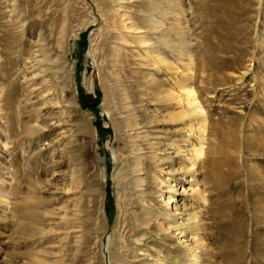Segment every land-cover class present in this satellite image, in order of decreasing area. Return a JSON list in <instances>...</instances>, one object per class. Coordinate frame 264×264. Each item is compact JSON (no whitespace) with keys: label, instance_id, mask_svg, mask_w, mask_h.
<instances>
[{"label":"rangeland","instance_id":"obj_1","mask_svg":"<svg viewBox=\"0 0 264 264\" xmlns=\"http://www.w3.org/2000/svg\"><path fill=\"white\" fill-rule=\"evenodd\" d=\"M122 2L0 0V264H185L150 222L158 194H138L147 173L135 191L126 125L149 110L187 157L203 137L215 168L206 263L264 264V0Z\"/></svg>","mask_w":264,"mask_h":264},{"label":"bare ground","instance_id":"obj_2","mask_svg":"<svg viewBox=\"0 0 264 264\" xmlns=\"http://www.w3.org/2000/svg\"><path fill=\"white\" fill-rule=\"evenodd\" d=\"M122 1L125 2L131 0ZM151 11L153 12L148 14V20L146 19L147 15L143 16L144 20L150 24L148 32L154 33L156 31V26L153 22L154 9ZM127 19H130V17H127ZM128 29L133 34H144V32L137 27L130 26ZM169 29L170 28L168 27L166 31ZM172 32L180 35L183 34L178 28H174ZM163 34L164 33H162V35ZM159 35H161V33ZM139 39L142 40L143 36ZM142 41L151 48L149 49V54H153V48H155L156 45L155 41ZM156 41L159 42L158 39H156ZM188 61L190 62V59ZM64 82L65 80H63V86ZM144 84L145 86L149 85V83ZM187 87L188 86H186V88ZM189 89H185L183 98L178 97V103L185 102L186 106H192V114H197L200 109L199 106L198 108L196 106L193 107L194 104H196V101L193 92ZM152 101L153 99H150V97L148 98L147 95H141V97L138 98V102L141 105H152V103L155 102ZM148 116V120H142L139 122L127 120L129 123L126 125L127 132L129 133L126 135L130 142L128 154L129 157L132 155L136 161L132 175L135 176L134 180L136 181L135 191L142 190L139 185L142 181L140 178L147 173V177L151 179L152 184H150V190L141 191L138 194L139 196L140 194H143L147 197H150L152 193L158 194L160 204L158 206L156 205V208L160 207L161 209V211L152 215L150 222L158 221L159 225L163 226V229L160 231L164 235V239L174 240L176 244L174 255H180L185 264H205L214 254V249L206 246L202 250H199L205 245L201 242V240H203L202 235L209 233L210 230L208 229V223L212 224V231L216 233L213 219L222 212L220 207H215V204L217 203L216 199H212V196L215 195L212 193L218 188L211 175V173H214L215 168L211 165L206 166L208 161L206 160L207 158L204 153L205 148L201 140L203 137L198 140L197 147H193L190 156L188 155L187 157L186 153L183 154V150L181 149L185 147L183 145L188 139L186 138L182 140V142H184L182 145L180 142L171 140V138L176 135H167V132L162 130V126L167 120L160 118L158 113L154 110H149ZM168 121H172V119H168ZM144 129H150V132L153 134L150 139H153V141L148 139L147 135L140 136V131ZM140 154L145 156L146 161V165L141 169L139 168ZM138 203L143 204L142 201H138ZM258 207L262 209L257 213L264 212L263 206H255V208ZM253 221L255 224H259L257 218H253ZM245 229V224L243 223L241 225L242 234L240 232L239 238L245 233ZM232 233H236V231H234L232 225L227 224L226 235L230 237ZM187 242L188 244H185ZM191 243L195 245L191 246ZM229 244V241L225 240L223 250L226 249ZM155 254H158L157 251ZM139 255L149 257L151 256V253H149V250L145 249ZM221 256L224 263V260H226L227 264H233L231 260L232 256L225 254ZM235 256L237 261L241 260L239 254H236ZM153 263L163 264L159 259L154 260Z\"/></svg>","mask_w":264,"mask_h":264}]
</instances>
